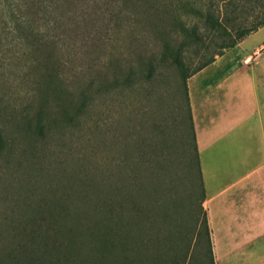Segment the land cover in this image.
<instances>
[{
  "label": "rangeland",
  "instance_id": "374dc122",
  "mask_svg": "<svg viewBox=\"0 0 264 264\" xmlns=\"http://www.w3.org/2000/svg\"><path fill=\"white\" fill-rule=\"evenodd\" d=\"M165 1L173 6L177 0ZM44 3L47 11L31 23L38 28L35 36L8 45L5 53L0 47L5 57L0 94L32 124L50 128L31 135L6 127L10 144L0 152V248L14 246L42 210L65 205L70 214L65 226L93 217L107 172L113 186L123 184L143 203L154 196L169 201L173 218L189 234L200 197L187 112L191 76L183 81L168 59L155 57L165 44L175 47L179 41L177 9L158 4L145 13L150 1L142 0ZM189 7L179 9L182 18ZM207 38L204 56L218 40ZM195 46L186 48L188 58L197 56ZM152 56L153 77L139 86L134 80L135 89L122 86L127 71L143 70ZM113 77V87L96 88L90 101L81 100L89 80L103 85ZM190 250L191 263L197 264L193 242Z\"/></svg>",
  "mask_w": 264,
  "mask_h": 264
},
{
  "label": "trees",
  "instance_id": "16d2710c",
  "mask_svg": "<svg viewBox=\"0 0 264 264\" xmlns=\"http://www.w3.org/2000/svg\"><path fill=\"white\" fill-rule=\"evenodd\" d=\"M133 1L136 4V0ZM142 1H150L145 13H151L152 7H158V4L167 10L177 9L173 20L179 27L176 35L179 41L175 47L165 44L155 57L162 62L169 60L183 81L211 63L225 48L234 46L264 25V0H203L200 3L177 0L173 6L165 0ZM47 6L44 0H0V47H6L4 53L10 50L8 45L24 43L27 36H35L38 28L31 23L38 12L47 11ZM187 6H190V14L182 18L179 9ZM215 37L218 40L214 42V48L204 56L203 52L209 47L204 43L205 39L210 42ZM194 43L193 53L197 56L188 58L185 50ZM4 58V55L0 56V69L5 64ZM194 59L196 62L191 65ZM154 60L153 56L148 58L143 70L127 71L122 86L135 89L134 80L138 86L148 82L157 70ZM115 81L113 77L107 84L96 85L89 80L81 100L90 101L93 90L113 87ZM187 112L200 190L189 234L173 218L169 201L154 196L143 203L123 184L113 186L107 172L101 178L98 203L90 212L93 217H80L79 226L76 222L65 226L70 215L65 205H59L52 212L42 210L38 220H31L25 236L14 246L0 248V264H192V242L199 249L197 264H214L209 229L201 205L204 194L188 103ZM8 125L12 131L23 134L40 135L50 131L39 123L32 124L27 113L17 112L0 94V152L10 144L6 132Z\"/></svg>",
  "mask_w": 264,
  "mask_h": 264
},
{
  "label": "crops",
  "instance_id": "0c3cea01",
  "mask_svg": "<svg viewBox=\"0 0 264 264\" xmlns=\"http://www.w3.org/2000/svg\"><path fill=\"white\" fill-rule=\"evenodd\" d=\"M233 49L188 80L201 205L214 264H264V25Z\"/></svg>",
  "mask_w": 264,
  "mask_h": 264
},
{
  "label": "built area",
  "instance_id": "2783aa9c",
  "mask_svg": "<svg viewBox=\"0 0 264 264\" xmlns=\"http://www.w3.org/2000/svg\"><path fill=\"white\" fill-rule=\"evenodd\" d=\"M252 57L253 56H251V55L245 56L244 59H243V62L244 63H250L252 61Z\"/></svg>",
  "mask_w": 264,
  "mask_h": 264
}]
</instances>
